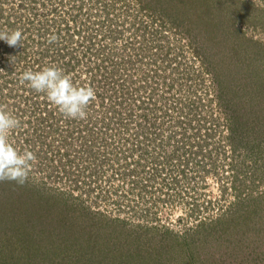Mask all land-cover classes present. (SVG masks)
Instances as JSON below:
<instances>
[{
  "label": "rangeland",
  "instance_id": "374dc122",
  "mask_svg": "<svg viewBox=\"0 0 264 264\" xmlns=\"http://www.w3.org/2000/svg\"><path fill=\"white\" fill-rule=\"evenodd\" d=\"M105 1L132 12L145 4L162 22L158 40L174 47L178 66L163 73L183 81L168 106L181 112L161 125L159 170L134 165L131 190L120 176L132 165L108 172L90 154L100 148L78 140L82 119L22 82L57 64L38 32L51 16L31 12L28 49L0 40V105L20 122L8 139L36 157L23 185L0 181V264H264V0ZM62 2L34 4L61 12ZM19 5L0 0V31L13 30ZM85 66L66 75L79 84ZM200 97L202 110L183 106ZM83 160L91 174L76 172Z\"/></svg>",
  "mask_w": 264,
  "mask_h": 264
},
{
  "label": "trees",
  "instance_id": "16d2710c",
  "mask_svg": "<svg viewBox=\"0 0 264 264\" xmlns=\"http://www.w3.org/2000/svg\"><path fill=\"white\" fill-rule=\"evenodd\" d=\"M34 3H36V0L20 1L19 8L17 7L19 11L15 14L21 19H29L31 12L33 13L31 19L36 16L40 17L41 14L51 16L48 19L51 21L50 24L42 27L40 25L38 28V32L43 35L42 39H44L45 35L49 37L55 35L57 37L56 41L59 43L58 46L55 44L56 46L54 47V43L47 41V53L53 49L52 58L57 63H51L50 66L63 67L64 73L71 71L80 64H87L88 70L96 68L98 73L103 71L102 74L109 75L114 84L122 85L119 87L122 96L128 94L129 87H134L136 90L148 92V99L152 103L154 102L152 98L155 97L156 93L160 97L162 96L161 103L155 101L157 110L162 109V112H167L171 109L168 106H177L178 102L175 101L173 96L175 94L174 87L177 83L183 81H179L176 77H173L172 81H170L168 77L170 74L166 75L163 73V70L171 65L169 60L172 58L176 60L174 54L172 52L170 54L174 47L171 44L163 45L162 40H158V37L161 38L162 36V31H159V26H157L160 24V19L145 4H141L140 7L138 6L132 12L131 10L124 11L121 6L120 8L119 6L116 7L114 4L116 1L109 6L106 5L105 0L104 2L102 0H63L62 3L67 6L64 5L66 7L63 9L65 10L59 12L55 7L49 10L38 9L39 7ZM77 16L79 17L76 19ZM59 24H62L63 27ZM54 27L58 31L50 34L51 30L54 31ZM119 40H121L120 43H118ZM29 42L27 39L21 41V47L18 46V48H21V52L24 47L28 49ZM64 57H67V59L63 60ZM60 59L63 62L61 61L60 63ZM145 60L153 64L152 71L149 72L148 68L142 69V63ZM131 64L136 68V73H126L129 66L132 68ZM177 66L178 64L176 63L170 67L176 68ZM81 79L79 80L80 83L76 84L77 86H83ZM189 84L190 82L183 86L188 87L190 86ZM158 92H161V94ZM168 95L173 99L167 97ZM149 105V103H146L143 108H149ZM172 110L181 112L179 108H172ZM129 115L132 116V113L130 112ZM171 118L172 120L174 119L173 117ZM140 127L142 130V124ZM89 136L93 135L89 133ZM90 147H93V145H90ZM88 150L86 149L87 153L89 152ZM90 154L92 156L93 154L97 155L93 157V159H97L96 161H98V158L109 160V158H102L99 150H92ZM155 159H157V155ZM143 172L148 173L147 171ZM147 181L150 182V179L145 180V182ZM149 182L146 184L147 187H150ZM150 184L152 185V183ZM73 185L77 184L74 183ZM126 186L132 190L137 184L129 186L127 183Z\"/></svg>",
  "mask_w": 264,
  "mask_h": 264
},
{
  "label": "built area",
  "instance_id": "2783aa9c",
  "mask_svg": "<svg viewBox=\"0 0 264 264\" xmlns=\"http://www.w3.org/2000/svg\"><path fill=\"white\" fill-rule=\"evenodd\" d=\"M120 42L121 40L118 41V43ZM49 59L51 60V58ZM64 59L66 60L67 57ZM63 60L60 59L59 62L61 63ZM85 67L87 68V66ZM59 69L63 71L64 68L59 67ZM69 72L64 73L68 74ZM102 72L98 73V69L93 68L92 70L86 69V72L82 73L84 79L81 83L83 86H91L95 96L86 109L87 116L82 119L81 128H77L76 133H81L79 142H87L97 149L100 148L99 152L102 156L109 158L117 165L118 161L122 163L125 159L131 160L137 157L146 143L160 142L164 139L165 135L161 131V125L163 123L167 128L172 126L171 112L173 110L171 108L167 112H162V109H156L155 101L162 102V96L160 97L157 93L152 98L153 103L148 99V92L136 90L134 87H129L128 94L122 96L119 89L122 85L114 84L112 78ZM158 93L161 94V92ZM146 103L150 104L149 108H143ZM130 112L132 116L129 115ZM89 133L93 136H89ZM166 140L169 139L166 138ZM79 165L76 172L90 174L89 170L91 169L87 168V163H79Z\"/></svg>",
  "mask_w": 264,
  "mask_h": 264
},
{
  "label": "clouds",
  "instance_id": "9594fccd",
  "mask_svg": "<svg viewBox=\"0 0 264 264\" xmlns=\"http://www.w3.org/2000/svg\"><path fill=\"white\" fill-rule=\"evenodd\" d=\"M157 26L161 31V24ZM22 39V32L18 29L0 31V40L9 47H21ZM56 39L55 35H51L48 42L53 43ZM21 80L28 82L36 92L46 93L49 102L56 105L60 112L70 119H85L86 109L95 96L91 86L75 85L70 76L55 66L44 67L39 71L27 70L22 73ZM199 102H201V108H197ZM183 106L186 110H202L205 102L200 97L196 99L195 104L186 102ZM19 123V120L9 113L5 106L0 105V181H15L23 185L28 178L31 162L36 157L31 151L21 153L9 142L10 132L17 128Z\"/></svg>",
  "mask_w": 264,
  "mask_h": 264
},
{
  "label": "flooded vegetation",
  "instance_id": "af4514ba",
  "mask_svg": "<svg viewBox=\"0 0 264 264\" xmlns=\"http://www.w3.org/2000/svg\"><path fill=\"white\" fill-rule=\"evenodd\" d=\"M20 1H22V0H20ZM78 17L79 16H77L76 19ZM25 19L26 18L21 19L19 17H16L17 21H16V23L13 24V26H14L13 30L18 29L21 32L26 31L27 28H26V26H24L25 25V23H24ZM27 26H28V24H27ZM33 35L34 34L31 33V31H30V36H33ZM27 41H30V39H27ZM142 64H143L142 69L148 68L149 72L153 70L152 69L153 64L151 62L148 63L145 60V61H143ZM131 65H132V68L129 66L126 73H136V71H135L136 68L134 67L133 64H131ZM149 74H151V73H149ZM166 141L167 140H163V139L160 142L159 141H150V142L146 143V145L143 146L144 149L138 154L137 157H134L131 160L125 159L123 161L124 163L128 164V166L132 165V168L128 167L127 172L125 171L124 174L120 176L124 185H126L127 183H128V185H135V183L138 182V180L141 178L140 176H137L135 178V175L131 173V171L134 168L133 167L134 165H138V167H141V168H138L141 172H143V171L148 172L150 167H152V169L159 170L158 164L160 165L161 162L159 161V158H158V151L161 149V146L163 147V145ZM156 155H157V159H155ZM102 158H103V156H102ZM83 163L86 164L87 161L83 160ZM100 163H103L104 166H107L106 169L108 172H112L115 169V165H113V163H114L113 161L103 159V160H101ZM87 165H88V163H87ZM154 167H158V168H154ZM135 172L139 173L138 170ZM153 182H154V179L152 181H150V183H153Z\"/></svg>",
  "mask_w": 264,
  "mask_h": 264
}]
</instances>
